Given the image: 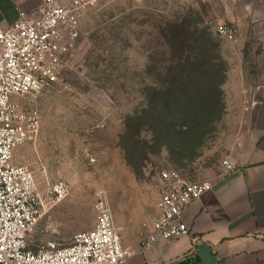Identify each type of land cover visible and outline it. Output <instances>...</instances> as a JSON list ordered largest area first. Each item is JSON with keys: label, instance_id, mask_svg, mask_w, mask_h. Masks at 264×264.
<instances>
[{"label": "rangeland", "instance_id": "rangeland-1", "mask_svg": "<svg viewBox=\"0 0 264 264\" xmlns=\"http://www.w3.org/2000/svg\"><path fill=\"white\" fill-rule=\"evenodd\" d=\"M80 26L61 81L27 99L41 114L40 133L12 161L33 170L42 196L60 180L71 189L33 229V250L50 240L69 245L74 235L91 231L101 191L124 237L133 221L154 218L162 170L193 183L220 179L221 163L243 131L248 81L259 71L258 58L233 57L196 0H104L82 14ZM202 41L226 64L221 104H192L197 112L190 121L213 120L207 131H174L169 123L181 125L186 107L160 92L167 84L156 75L163 77L176 66L174 57L184 60Z\"/></svg>", "mask_w": 264, "mask_h": 264}, {"label": "built area", "instance_id": "built-area-1", "mask_svg": "<svg viewBox=\"0 0 264 264\" xmlns=\"http://www.w3.org/2000/svg\"><path fill=\"white\" fill-rule=\"evenodd\" d=\"M103 1L43 0L39 10L20 12L9 29L0 30V264H124L135 253L123 246L104 191L97 197L91 231L74 235L69 245L50 240L31 249L33 229L66 201L71 189L60 180L42 196L33 170L12 162L15 151L35 143L40 133L41 114L27 99L61 81L81 37L82 14ZM213 28L229 45L239 43L235 24L217 23ZM255 106L251 102L245 111ZM221 168V179L237 170L229 159ZM159 178L162 189L154 234L147 239L146 248L158 237L175 240L188 236L185 212L213 189L212 182L193 183L172 169L162 170Z\"/></svg>", "mask_w": 264, "mask_h": 264}, {"label": "crops", "instance_id": "crops-1", "mask_svg": "<svg viewBox=\"0 0 264 264\" xmlns=\"http://www.w3.org/2000/svg\"><path fill=\"white\" fill-rule=\"evenodd\" d=\"M204 19L235 24L239 43L233 57L259 59L255 81H248L239 142L229 157L236 172L213 182V189L193 202L183 216L189 235L175 240L160 237L149 247L153 221L136 220L124 237L135 251L124 264H264V0H196ZM43 0H0V30L9 29L20 12L33 13ZM245 79V78H244ZM244 81L242 84H244ZM17 151V150H16ZM15 151V152H16Z\"/></svg>", "mask_w": 264, "mask_h": 264}, {"label": "trees", "instance_id": "trees-1", "mask_svg": "<svg viewBox=\"0 0 264 264\" xmlns=\"http://www.w3.org/2000/svg\"><path fill=\"white\" fill-rule=\"evenodd\" d=\"M204 45L203 41L200 42V47L190 50L191 53H188L190 55L184 60H182V57H179L178 60L174 57L176 66L167 68L163 77L161 74L156 75V80L167 84V87H163L160 92H164L166 96L176 99L177 102L186 107L183 112L187 116L182 117L185 121L181 125H178L175 121L169 123V127L174 131L188 133L190 130L207 131L213 120L204 117L198 125L194 121H190L189 117L197 112H193L192 104L194 107V103L201 102L213 107L215 105L213 103L219 104L221 102V87L227 72L226 64L220 56L209 55ZM198 111L199 113L209 112L210 115V110Z\"/></svg>", "mask_w": 264, "mask_h": 264}]
</instances>
